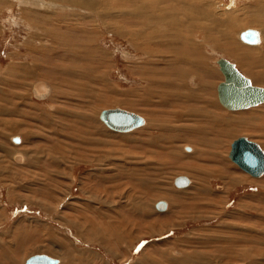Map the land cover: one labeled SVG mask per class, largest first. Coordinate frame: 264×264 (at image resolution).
<instances>
[{
    "label": "rangeland",
    "instance_id": "rangeland-1",
    "mask_svg": "<svg viewBox=\"0 0 264 264\" xmlns=\"http://www.w3.org/2000/svg\"><path fill=\"white\" fill-rule=\"evenodd\" d=\"M39 1L0 0V251H9L14 264L39 253L59 264H264V174L253 177L227 157L237 136L264 150V103L228 110L216 94L218 57L264 86V0L262 6L260 0L157 1L142 13L163 8L181 19L189 4L203 14L192 35L164 18L146 21L147 34L135 39L141 21L126 14L148 0ZM247 28L260 33L259 44L239 39ZM227 35L256 53L253 75L261 79L243 68L248 56L228 50ZM145 47L162 52L146 56ZM70 51H77L74 59ZM74 66L95 67L99 83L69 74ZM154 77L182 81L181 99L165 100L172 107L163 104L171 90L151 83ZM38 82L46 95L36 93ZM115 107L140 115L143 124L110 131L98 114ZM83 111H96L91 127L95 121L105 132L87 134L79 124ZM14 135L20 144L11 142ZM178 176L189 184L176 187ZM174 191L191 195L181 201L176 225L143 232L144 215L168 212ZM160 200L168 203L164 211L155 208Z\"/></svg>",
    "mask_w": 264,
    "mask_h": 264
},
{
    "label": "water",
    "instance_id": "water-1",
    "mask_svg": "<svg viewBox=\"0 0 264 264\" xmlns=\"http://www.w3.org/2000/svg\"><path fill=\"white\" fill-rule=\"evenodd\" d=\"M239 38L252 44L257 40V33L252 29H245L239 34ZM216 63L222 74V80L216 85L217 100L222 106L236 110L264 103V87L251 84L249 79L225 58L218 57ZM98 118L108 128L120 132L128 131L143 122L141 116L136 113L117 107L100 110ZM227 157L251 176L257 177L264 172V150L245 136H237L231 140ZM174 182L182 185L186 179L184 176H179ZM163 205L162 201L155 203L158 208ZM56 262L55 258L39 253L27 257L23 264H56Z\"/></svg>",
    "mask_w": 264,
    "mask_h": 264
},
{
    "label": "bare ground",
    "instance_id": "bare-ground-1",
    "mask_svg": "<svg viewBox=\"0 0 264 264\" xmlns=\"http://www.w3.org/2000/svg\"><path fill=\"white\" fill-rule=\"evenodd\" d=\"M17 1H20V0H17ZM23 1V0H22ZM24 1H28V0H24ZM31 1V0H30ZM33 1V0H32ZM60 1V0H59ZM65 1H69V3L70 2H73V0H64V2ZM111 1V0H110ZM134 1V0H133ZM144 1V0H143ZM142 1V2H143ZM149 2H150V4H146V3H144V4H146V5H144V4H142L143 6H139V10L140 11H138L137 9L135 10V8L137 7V5H136V7L135 8H132L133 7V5L136 3H133L132 5H131V12H129L128 11V14H126V15H129V17H136L138 20H140L141 21V29H139V31L138 32H136V34H134V35H132L133 37H134V39L135 38H140V37H142V36H144L145 37V35L144 34H147V32H144V27H143V25H145L146 24V21H158V20H160V21H162L163 20V22H164V18L165 19H169V20H172V21H169V27H173V28H178V26H184V28H186V29H188L189 31L188 32H190V35H192L191 33H192V31L195 29V26L194 25H196L197 26V22L198 21H200L199 19H200V17H201V14H203V13H199V11H197L196 9L194 10V8L193 7H190V6H188L189 4H187L185 7H187V8H184L185 10H183V12H182V18L180 19H174L172 16L176 13V11H175V13L173 14L172 12L171 13H167V11L165 10V9H163V8H161V7H159V8H161V9H155V11H159L158 13L157 12H155V13H157V14H153L154 16H152V15H148L147 13L146 14H144V13H142L143 12V10H141L140 8H157V6H154V4L157 2V1H161V0H148ZM174 1V0H173ZM36 2H40L39 0H36ZM61 2V1H60ZM178 2V1H177ZM180 2H182L181 0H180ZM185 2H187V1H185ZM261 2H262V0H260V6H262L263 4H261ZM35 3V2H34ZM66 3V2H65ZM79 3V2H78ZM132 3V2H131ZM169 3V2H168ZM184 3V2H183ZM182 3V4H183ZM76 4V3H75ZM101 4V3H100ZM114 4V3H113ZM127 4V3H126ZM130 4V3H129ZM157 4V3H156ZM179 4V3H178ZM86 5V4H85ZM153 5V6H152ZM180 5V4H179ZM191 5V4H190ZM67 6V5H66ZM71 6H76V5H74V3H71ZM106 6H109V5H106ZM124 6V5H123ZM183 6V5H182ZM192 6V5H191ZM194 6V5H193ZM129 7V6H128ZM181 7V6H180ZM168 9V8H167ZM171 9V8H170ZM173 10V9H172ZM171 10V11H172ZM181 10H182V7H181ZM93 11H95L94 12V15H96V17L97 16H99L100 14H99V12L100 11H96V10H94V8H93ZM105 11V10H104ZM257 11H259V10H257ZM107 12V11H106ZM111 12V11H110ZM144 12H145V10H144ZM178 12V11H177ZM121 14V11L120 12H118V13H116V14H114V16L116 15L117 17H118V14ZM205 13V12H204ZM264 13V12H263ZM149 14H151V13H149ZM173 14V15H172ZM102 15V14H101ZM100 15V16H101ZM122 15H125L124 14V12H122ZM170 15H171V17H170ZM99 16V17H100ZM175 16V15H174ZM178 16V15H177ZM200 16V17H199ZM81 17V16H80ZM107 17H108V15H107ZM121 17V16H120ZM101 18V17H100ZM112 18V17H111ZM114 18V17H113ZM135 18V19H136ZM228 18V17H227ZM133 19V18H132ZM134 19V20H135ZM210 19V18H209ZM226 19V18H225ZM260 20L259 21H262L263 23H264V20H262L261 18H259ZM115 20V19H114ZM250 20V22L252 23L253 21H256V19L255 18H253V16H251V18L249 19ZM140 21H138V22H140ZM226 21H228V20H226ZM239 21V20H238ZM170 22H172V23H170ZM240 22V21H239ZM148 23H151V22H148ZM166 23H168V20H167V22ZM175 23V24H174ZM187 23V24H186ZM220 23H222V22H220ZM224 24H227V23H224ZM150 25V24H149ZM167 25V24H166ZM233 25V24H232ZM263 25V24H262ZM234 26V25H233ZM228 29H226L227 30V33H231V26H230V23H229V25H227L226 26ZM179 28H181V27H179ZM247 29H251V28H247ZM245 30V29H244ZM243 30V31H244ZM252 30H254V31H256V33H257V40H256V42L255 43H252V44H250V45H257V44H259V42H260V33L257 31V30H255V29H252ZM130 31V30H129ZM167 31H169V30H167ZM207 31V30H206ZM150 32V31H149ZM208 32V31H207ZM220 32V31H219ZM242 32V31H241ZM240 32V33H241ZM262 32V31H261ZM131 33V32H130ZM166 33V32H165ZM204 33V32H203ZM227 33H225V34H227ZM133 34V33H132ZM150 34H151V32H150ZM165 35H168V33L167 34H165ZM174 35V34H173ZM176 35V34H175ZM178 35H179V33H178ZM230 35V34H229ZM136 36H139V37H136ZM149 36V35H148ZM183 36V35H182ZM185 36V35H184ZM226 37H228V35L226 36ZM146 38H148V37H146ZM150 38V37H149ZM169 38H171L170 36H169ZM208 38V37H207ZM229 38V37H228ZM143 39V38H142ZM174 39V38H173ZM240 39V38H239ZM210 40H212L211 38H210ZM209 40V41H210ZM172 41V40H171ZM242 41V40H241ZM175 42H176V40H175ZM181 42H182V40H181ZM214 42V41H213ZM242 42H244V41H242ZM169 43V42H168ZM192 43H193V41H192ZM211 43V42H210ZM244 43H246V42H244ZM162 44V43H161ZM178 44H181V43H179L178 42ZM246 44H248V43H246ZM166 45V44H165ZM172 45V44H171ZM194 45V44H193ZM193 45H192V47H193ZM159 46V45H158ZM138 47V46H137ZM160 47H162V46H160ZM65 48H66V45H65ZM54 49V48H53ZM67 49V48H66ZM145 49H147V50H145ZM145 49L143 48V51H145V53L147 54L146 56H152V55H159V54H161V52L162 51H160V50H158L159 52H158V54H157V50H156V52H153V51H155V50H153L152 49V51H150L149 49H151V48H146L145 47ZM231 49L232 48H228V50L229 51H231ZM68 50H70V49H68ZM226 50V49H225ZM227 50V51H228ZM82 51V50H81ZM139 51H140V48H139ZM233 51H234V49H233ZM65 52V51H64ZM68 52V51H67ZM72 51H70V53H71ZM76 53H77V51H76ZM76 53H74L73 54V52H72V54H71V58H75V54ZM164 53V52H163ZM82 55H80L79 57H81L82 59H85V57H86V54H84V53H81ZM178 54H181L180 52L178 53ZM73 56V57H72ZM58 59V58H57ZM182 59V58H181ZM227 60V59H226ZM199 62V61H198ZM70 63H72V62H70ZM193 63H194V61H193ZM232 63V62H231ZM166 64V63H165ZM172 64V63H171ZM234 65V64H233ZM235 67V66H234ZM64 68V67H63ZM68 68V67H67ZM66 68V69H67ZM71 68V67H70ZM236 68V67H235ZM237 69V68H236ZM65 70V69H64ZM186 70V69H185ZM238 70V69H237ZM239 71V70H238ZM94 72H96V68L95 67H93V66H91V67H88V66H78V67H76V66H74L72 69H70L69 71H68V73L69 74H71V75H73V76H77V77H79V79H85V80H87L86 78H89V79H91L94 83H97L99 80H100V77L101 76H99L100 74H98L97 73V75H94ZM153 72V71H152ZM183 72V71H182ZM240 72V71H239ZM66 73V72H65ZM68 73H67V75H68ZM162 73V72H161ZM241 73V72H240ZM34 74V73H33ZM163 74V73H162ZM242 74V73H241ZM64 75V74H63ZM154 75H156V74H154ZM243 75V74H242ZM160 76V75H159ZM33 78V77H32ZM148 79V78H147ZM162 79H164V78H162ZM167 79V78H166ZM168 79H170V78H168ZM173 80V79H172ZM149 81H151V83H153V84H158L159 85V87H162V88H167V89H170L171 91L170 92H168V91H165V95H164V101H163V104L165 105V103H167V105H171V102H165V100H168V101H173V100H180L181 99V92H179L178 91V89H180L179 87L180 86H182V81H175V82H177V83H175V82H172V81H169V80H160V79H155V77H154V79H149ZM249 81H250V83L251 84H253L252 82H251V80L249 79ZM74 82V81H73ZM85 82V81H84ZM64 83H65V80H64ZM85 83H87V82H85ZM92 83V82H91ZM99 83V82H98ZM99 85V84H98ZM149 85H151V84H149ZM253 85H255V84H253ZM77 86H79V87H81V88H85L86 86H87V84H84V83H80V85H77ZM256 86H258V85H256ZM35 89H36V93H44V91H46V93H45V95L47 94V90H48V88H46V86H45V84H44V82H38L35 86ZM40 87H41V89H40ZM47 87H49V85L47 84ZM156 87V86H155ZM262 87H264V86H262ZM147 88V87H146ZM145 88V89H146ZM205 89V88H204ZM115 90V89H114ZM174 90V91H173ZM137 91H135L133 94H136L137 95V93H136ZM188 92V96L190 97L191 96V94H192V92L191 91H187ZM99 93V92H98ZM113 93V92H112ZM79 94V93H78ZM41 95H43V94H41ZM82 95V94H81ZM196 95H198V94H196ZM201 95V94H200ZM200 95H198V96H200ZM94 96V95H93ZM110 96V95H109ZM94 97H96V96H94ZM133 97H138V96H133ZM162 96L160 95V98H161ZM84 98V97H83ZM90 98H92V97H90ZM93 99V98H92ZM95 99V98H94ZM109 99V98H108ZM114 101H115V103H119V104H124V101H125V99L123 100V101H121L120 99H113ZM193 100V99H192ZM99 101V100H98ZM113 101V102H114ZM186 101H188V100H186ZM195 101V100H194ZM95 102V101H94ZM127 102V101H126ZM132 103V102H134L133 104L135 105L137 102H135V99H133V101H129V103ZM140 102V101H139ZM182 102V101H181ZM91 104V103H90ZM126 104V103H125ZM128 104V103H127ZM138 104V103H137ZM259 104H261V103H259ZM259 104H256V105H259ZM128 105H132V104H128ZM256 105H254V106H256ZM179 106H181V105H179ZM93 107V106H92ZM171 107H172V105H171ZM194 107V106H193ZM202 107V106H201ZM224 107V106H223ZM249 107H253V106H249ZM249 107H246V108H249ZM118 108V107H117ZM191 108V107H190ZM204 108V107H203ZM246 108H242V109H246ZM99 109V108H98ZM120 109H122V108H120ZM227 109V108H226ZM242 109H236V110H242ZM124 110H126V109H124ZM180 110V109H179ZM191 110V109H190ZM228 110H234V109H228ZM3 111V110H2ZM128 111V110H127ZM166 112H167V110H165ZM186 111V110H185ZM7 112V111H6ZM94 112V111H93ZM96 112V111H95ZM94 112V113H95ZM131 112V111H130ZM80 113V112H79ZM93 113V114H94ZM185 113V112H184ZM187 113V112H186ZM185 113V114H186ZM92 113H86V111L84 112H81V114L79 115L80 117H81V121H79V124H81V125H83V126H85V128L84 127H82L83 129H84V131L85 132H87V134L88 133H91V135H93L92 133H98L100 130L102 131V133L103 132H105V129L104 128H95V126H96V124H95V121H94V127H91V120H92V118H91V116L93 115ZM172 114H175V113H172ZM189 114H190V112H189ZM96 115V114H95ZM138 115V114H137ZM192 115V114H191ZM140 116V115H139ZM197 116V115H196ZM186 117V116H185ZM142 118V117H141ZM91 119V120H90ZM143 119V118H142ZM189 119V118H188ZM219 119V118H218ZM209 121H210V119H209ZM212 122V124H210V125H212V126H214V127H218V125H217V123L220 121H218V120H216V119H213V120H211ZM226 123V122H225ZM142 124H143V122H142ZM142 124H140V125H138V126H136V127H134V128H132V129H135V128H137V127H139V126H141ZM222 125V124H221ZM95 128V129H91V128ZM107 127V126H106ZM198 128V127H197ZM212 129H214L213 127H211ZM210 128V129H211ZM132 129H130V130H132ZM109 130L110 131H115V130H112V129H110L109 128ZM108 130V131H109ZM130 130H128V131H130ZM212 131V130H211ZM115 132H117V131H115ZM118 132H120V131H118ZM124 132H127V131H124ZM221 132L222 133H224V134H228L227 132V129L225 128V130H224V132H223V128H222V130H221ZM220 133V132H219ZM156 134V133H155ZM158 134V133H157ZM156 134V135H157ZM212 136V135H211ZM152 137V136H151ZM161 137V136H160ZM159 138V137H158ZM247 138V137H246ZM208 139V138H207ZM248 139V138H247ZM17 140V141H16ZM150 140V139H149ZM154 140V139H153ZM202 140V139H201ZM250 140V139H249ZM151 141V140H150ZM150 141H148V143H150ZM159 141V140H158ZM215 141V140H214ZM222 141V140H221ZM253 141V140H252ZM11 142L12 143H14V144H20L21 142H22V138L20 137V136H18V135H14V136H12L11 137ZM212 142V141H211ZM255 142V141H254ZM157 143V142H156ZM257 143V142H256ZM258 144V143H257ZM150 145V144H149ZM152 145V144H151ZM259 145V144H258ZM211 146V145H210ZM259 147L261 148V146L259 145ZM183 149L186 151V152H191L192 150H193V148L191 147V146H189V145H185L184 147H183ZM262 149V148H261ZM263 150V149H262ZM200 152V151H199ZM23 156V155H22ZM262 174H264V172L262 173ZM261 174V175H262ZM260 175V176H261ZM260 176H257V177H260ZM179 177V176H178ZM185 177V179H186V182L184 183V184H182V185H177V184H175V182H174V185L176 186V187H179V188H183V187H185V186H187L188 184H189V180L190 179H188V177H186V176H184ZM253 177H256V176H253ZM177 178V177H176ZM174 181H175V179H174ZM233 182H235L234 180H233ZM160 201H162L163 203H164V205L161 207H156L155 206V208H156V210H158V211H164L167 207H168V203L167 202H165V201H163V200H160ZM156 203V202H155ZM136 209V208H135ZM251 240V239H250ZM256 245V244H255ZM0 247H1V245H0ZM20 252V249L18 248V247H16L14 250H13V252ZM248 253V252H247ZM260 254L259 255H262L264 252H259ZM258 254V253H257ZM46 255H48V254H46ZM48 256H50V255H48ZM0 264H9V263H13L11 260V256L9 255V251H6V250H1L0 251ZM50 257H52V256H50ZM52 258H55V257H52ZM56 260H57V262H56V264H59V259L58 258H55ZM14 260V259H13ZM14 264V263H13ZM16 264V263H15Z\"/></svg>",
    "mask_w": 264,
    "mask_h": 264
},
{
    "label": "crops",
    "instance_id": "crops-1",
    "mask_svg": "<svg viewBox=\"0 0 264 264\" xmlns=\"http://www.w3.org/2000/svg\"><path fill=\"white\" fill-rule=\"evenodd\" d=\"M231 37V36H230ZM229 39V40H228ZM227 39V48H233L234 50L237 51V53L239 55H244V56H248V60H243V68L245 69V71H247L249 74H251L252 76V80H259L261 79V76H254V73L259 72V70H255V67H257L256 64H258L259 62L257 61V55L254 52H245V49L242 47H240V45L236 44L235 41H233L231 38ZM229 43L231 46H229ZM243 49V50H242ZM247 51V50H246ZM227 56L230 58H234L232 56H229V54L227 53ZM256 65V66H255ZM255 77V78H254ZM190 160V159H189ZM2 179V178H0ZM167 182L168 179H165ZM206 180V179H204ZM2 183V181H1ZM6 183V182H5ZM196 189V188H195ZM173 193V194H172ZM171 195L169 196V198L171 199V206H170V210L168 212H166L165 214H155L154 212H151L149 215H144V217H148L149 218V223L145 224V228L142 229V231H151V232H155L158 231L160 229H163L164 227H168L169 225H176L177 222V216L178 215V211L180 210L181 207V201L184 199L185 196H191L190 194H181L178 192H172ZM197 193V192H195ZM194 193V194H195ZM190 199H194L195 198H190ZM151 200V198L149 199V201ZM151 218V219H150Z\"/></svg>",
    "mask_w": 264,
    "mask_h": 264
}]
</instances>
